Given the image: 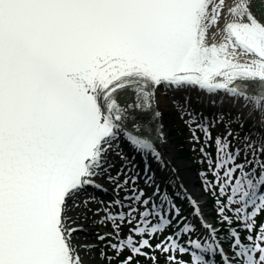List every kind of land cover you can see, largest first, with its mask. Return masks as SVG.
Masks as SVG:
<instances>
[{
    "label": "snow or ice",
    "instance_id": "obj_1",
    "mask_svg": "<svg viewBox=\"0 0 264 264\" xmlns=\"http://www.w3.org/2000/svg\"><path fill=\"white\" fill-rule=\"evenodd\" d=\"M159 89L216 109L176 102L213 177L199 192ZM261 217L264 4L0 0V264H264ZM81 221L103 226L98 243Z\"/></svg>",
    "mask_w": 264,
    "mask_h": 264
},
{
    "label": "rangeland",
    "instance_id": "obj_2",
    "mask_svg": "<svg viewBox=\"0 0 264 264\" xmlns=\"http://www.w3.org/2000/svg\"><path fill=\"white\" fill-rule=\"evenodd\" d=\"M169 100H165L164 99V103H165V106H164V109H165V114H166V121H167V125L169 127V132H168V136L171 138L170 142H169V145L171 147V149L173 150V158H174V161L176 162V164L179 166V167H183L182 169V176L184 177V181L187 185V187L190 186L191 184V180L188 181L187 178H192L194 177L196 181H198L199 183V180L197 179L196 177V174H195V169L194 168H190L191 166V163L189 161H185V160H179L176 156V147L175 145L177 144V136H176V132L174 131L175 129V124L176 125H179V123L181 121H183L185 124H187V126L190 128L192 125L190 124V118L189 117H183V119H179V120H173L172 118H170V115L174 114L176 116V114L174 112L171 111V105L168 103ZM180 115V114H178ZM175 124H174V123ZM218 127H221V125L219 126H216V127H213L214 130H216V132H218L220 129H218ZM181 161H183V163H180ZM108 187L110 188V190L112 189V186L110 184H107ZM190 187H193V185H191ZM200 185H196L195 188H197L199 191L201 190L200 188ZM121 195H123L121 193ZM83 198V197H82ZM103 199V198H102ZM206 200L208 201L207 197H206ZM209 202V201H208ZM89 206V205H88ZM99 206V205H98ZM206 211L209 212L212 210V204L209 202V204L205 207ZM90 215V214H89ZM83 222V221H82ZM83 223H86L85 225V228L88 229V231L90 232V235L88 234L87 236V239L92 242V243H96V239H95V235H96V228L95 225H93L91 223V221H84ZM98 226V224H97ZM98 229V228H97Z\"/></svg>",
    "mask_w": 264,
    "mask_h": 264
},
{
    "label": "bare ground",
    "instance_id": "obj_3",
    "mask_svg": "<svg viewBox=\"0 0 264 264\" xmlns=\"http://www.w3.org/2000/svg\"><path fill=\"white\" fill-rule=\"evenodd\" d=\"M258 2L260 3V4H264V0H258ZM163 91H165L166 92V90H164V89H159L158 91H157V93H156V100H157V108H158V110L160 111V113H161V118H160V122H161V124L163 125V130H164V132H165V134H166V137H167V140H168V142H170V137L168 136V131H169V128H168V126L166 125V121H165V117H166V114H165V109H164V105H165V103L163 102V99H164V96H163V94H164V92ZM167 92H172L171 90H167ZM170 149H171V147H170ZM176 166L179 168V170H180V172H179V174H180V176L182 177V166L181 167H179L177 164H176ZM190 180H191V182L193 183L194 181H195V178L194 177H192V178H190ZM190 191H195V192H199V190L197 189V188H195L194 186L192 187V188H190L189 189ZM208 205V201H207V203H206V205L205 206H207ZM204 206V207H205ZM203 207V208H204ZM205 213H207V212H205ZM82 222V221H81ZM88 235H87V229H85V233L84 234H81V238L83 239V238H85V237H87Z\"/></svg>",
    "mask_w": 264,
    "mask_h": 264
}]
</instances>
